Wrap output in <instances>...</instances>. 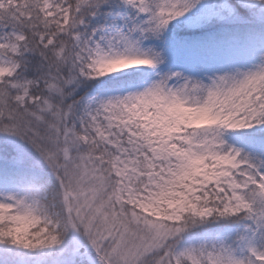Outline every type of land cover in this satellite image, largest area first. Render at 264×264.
<instances>
[{"label": "snow or ice", "instance_id": "snow-or-ice-1", "mask_svg": "<svg viewBox=\"0 0 264 264\" xmlns=\"http://www.w3.org/2000/svg\"><path fill=\"white\" fill-rule=\"evenodd\" d=\"M0 264H264V0H0Z\"/></svg>", "mask_w": 264, "mask_h": 264}, {"label": "trees", "instance_id": "trees-1", "mask_svg": "<svg viewBox=\"0 0 264 264\" xmlns=\"http://www.w3.org/2000/svg\"><path fill=\"white\" fill-rule=\"evenodd\" d=\"M173 23H176V22H173Z\"/></svg>", "mask_w": 264, "mask_h": 264}, {"label": "rangeland", "instance_id": "rangeland-1", "mask_svg": "<svg viewBox=\"0 0 264 264\" xmlns=\"http://www.w3.org/2000/svg\"><path fill=\"white\" fill-rule=\"evenodd\" d=\"M180 19H182V18H180Z\"/></svg>", "mask_w": 264, "mask_h": 264}]
</instances>
